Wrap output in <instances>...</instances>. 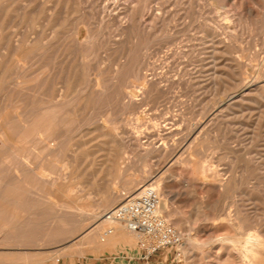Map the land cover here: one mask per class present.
Instances as JSON below:
<instances>
[{
  "label": "rangeland",
  "instance_id": "obj_1",
  "mask_svg": "<svg viewBox=\"0 0 264 264\" xmlns=\"http://www.w3.org/2000/svg\"><path fill=\"white\" fill-rule=\"evenodd\" d=\"M261 94L264 0H0V264L99 257L69 251L155 182L183 255L128 235L118 264H264Z\"/></svg>",
  "mask_w": 264,
  "mask_h": 264
},
{
  "label": "built area",
  "instance_id": "obj_2",
  "mask_svg": "<svg viewBox=\"0 0 264 264\" xmlns=\"http://www.w3.org/2000/svg\"><path fill=\"white\" fill-rule=\"evenodd\" d=\"M162 197L155 186H145L138 194L127 198L105 215L107 220L120 223L140 238L142 258L165 250H174L176 257L183 255L184 237L161 212Z\"/></svg>",
  "mask_w": 264,
  "mask_h": 264
},
{
  "label": "bare ground",
  "instance_id": "obj_3",
  "mask_svg": "<svg viewBox=\"0 0 264 264\" xmlns=\"http://www.w3.org/2000/svg\"><path fill=\"white\" fill-rule=\"evenodd\" d=\"M126 5V4H125ZM120 6V5H119ZM127 7V6H126ZM129 12V11H128ZM120 13V12H119ZM130 15V14H129ZM156 17V16H155ZM157 18V17H156ZM156 18H154V19H156ZM113 19V18H112ZM112 19L110 20L111 22H112ZM115 19V18H114ZM145 22V21H144ZM155 23H156V21H155ZM2 37V36H1ZM215 49V48H214ZM88 50V49H87ZM214 52H216V51H214ZM25 53V52H24ZM227 66V65H226ZM19 67V66H18ZM91 68V67H90ZM219 78V77H218ZM89 80V79H88ZM14 83H15V80H14ZM90 83V82H89ZM238 83V82H237ZM20 84V83H19ZM14 85V84H13ZM16 85H17V83H16ZM53 86V85H52ZM84 86H86V85H84ZM154 86V85H153ZM253 86V85H252ZM19 87V86H18ZM259 87V86H258ZM23 88V87H22ZM93 88V87H92ZM250 88V87H249ZM254 88V87H253ZM18 89V88H17ZM94 89V88H93ZM244 89H246V88H244ZM254 90V89H253ZM258 90V89H257ZM242 91V90H241ZM248 91V90H247ZM251 91V90H250ZM104 92V91H103ZM259 92V91H258ZM93 93V92H92ZM123 93H125V92H123ZM231 93V92H230ZM244 93V92H243ZM247 93V92H246ZM253 93V92H252ZM260 93H262L261 91H260ZM94 94V93H93ZM106 94V93H105ZM126 94V93H125ZM124 94V95H125ZM234 93H232V95H233ZM256 94V93H255ZM96 95V94H95ZM118 95V94H117ZM150 95V94H149ZM237 95H238V93H237ZM237 95H234L233 96V100H235V97H237ZM262 96H263V94H261ZM241 96V95H240ZM256 96V95H255ZM258 96H259V94H258ZM96 97V96H95ZM101 97V96H100ZM239 97V96H238ZM250 97V96H249ZM264 97V96H263ZM239 99V98H238ZM245 99H247V98H245ZM256 99H254V101H255ZM252 101V100H251ZM244 102V101H243ZM246 102H247V100H246ZM249 103H250V101H249ZM257 103V102H256ZM133 104V103H132ZM225 104V103H224ZM53 105V104H52ZM256 105V104H255ZM234 106V105H233ZM260 106V105H259ZM50 107H53V106H50ZM58 107V106H57ZM60 107H61V105H60ZM237 107V106H236ZM54 108V107H53ZM130 108V107H129ZM262 108V107H261ZM240 109V108H239ZM256 109V108H255ZM65 110V109H64ZM72 111V110H71ZM125 111H127V110H125ZM44 113V112H43ZM20 115V114H19ZM18 115V116H19ZM37 115V114H36ZM98 115V114H97ZM15 116H16V114H15ZM62 117H63V115H61ZM19 117H21V116H19ZM19 117H17V118H19ZM23 117V116H22ZM65 117V116H64ZM67 117V116H66ZM256 117V116H255ZM26 119V118H25ZM53 120H55L54 119V116L53 115H51V114H49V112H46V113H44V114H42V115H40V113H39V116H37L36 118H34L33 120H31L29 123H28V125H26V126H24L23 127V129H22V132H21V134H20V137L21 138H24V139H29V138H31V140H33L32 138H34L35 139V141H37V140H39L41 143H45V141H49V139H50V128L52 127V125L54 124V122H53ZM258 120V119H257ZM61 122V121H60ZM87 122V121H86ZM256 122V121H255ZM258 122V121H257ZM96 123H98V122H96ZM5 124H6V121H5ZM256 124V123H255ZM79 126V125H78ZM255 127V126H254ZM58 130V129H57ZM77 130V129H76ZM2 131V130H1ZM57 132V131H56ZM58 133H56V135H57ZM1 135H2V133H1ZM105 135V134H104ZM7 136V135H6ZM1 137V136H0ZM17 138V137H16ZM37 139V140H36ZM53 139H56V138H53ZM53 139H52V141H53ZM17 140H18V138H17ZM31 140H29V141H31ZM21 141V140H20ZM21 142H23V141H21ZM28 142V141H27ZM26 142V143H27ZM57 142V141H56ZM35 143V142H34ZM51 143V142H50ZM4 144V143H3ZM33 144V143H32ZM22 145V144H21ZM57 144H55V146H56ZM164 145V144H163ZM5 146H7L6 145V143H5ZM38 146V145H37ZM36 145H35V147H37ZM54 146V145H53ZM46 147V146H45ZM161 147V146H160ZM159 147V148H160ZM11 149V148H10ZM17 149V148H16ZM34 149V148H33ZM37 149V148H36ZM12 150V149H11ZM14 150V149H13ZM23 150V149H22ZM49 150V149H48ZM156 150H158L157 148H156ZM14 151H16V150H14ZM50 151V150H49ZM149 151V150H148ZM36 152V151H35ZM20 153V152H19ZM19 153H18V155H19ZM15 155H16V153H14ZM17 155V156H18ZM25 155V154H24ZM24 155H23V158H24ZM118 157V156H117ZM25 158H27V157H25ZM25 158L23 159V160H25ZM29 160L31 161V159L29 158ZM174 160V159H173ZM10 161V160H9ZM8 161V162H9ZM27 162V161H26ZM61 162V161H60ZM13 163V162H12ZM11 163V164H12ZM203 165V164H202ZM201 165V166H202ZM13 167V165H11V168ZM45 167V166H44ZM198 167V166H197ZM204 167V166H203ZM4 168V167H3ZM56 168V167H55ZM199 168H201V167H199ZM13 169V168H12ZM202 169H204V168H202ZM202 169H200V170H202ZM32 170V169H31ZM56 170L57 171H61V167H57L56 168ZM206 170V169H205ZM204 170V171H205ZM33 172H34V170H33ZM58 174V173H57ZM203 174V173H202ZM42 175V174H41ZM17 176V175H16ZM34 177V176H33ZM39 177H41L42 178V180H43V177L42 176H39ZM59 177V176H58ZM161 179V178H160ZM24 180V179H23ZM44 180H46V178L44 179ZM139 180V179H138ZM26 181H27V179H26ZM51 181V180H50ZM13 182V181H12ZM25 182V181H24ZM53 182V181H52ZM51 182V183H52ZM29 183V182H28ZM32 183H33V181H32ZM40 183V182H39ZM38 183V184H39ZM45 183V182H44ZM49 183V182H48ZM11 184V183H10ZM14 184H16V183H14ZM13 184V185H14ZM20 184V183H19ZM24 184V183H23ZM50 184V183H49ZM47 185V184H46ZM156 185V187H157V190L159 191V187H160V185L157 183V182H155V183H152L151 184V186H155ZM22 186V183H21V185L19 186V187H21ZM41 186H42V184H41ZM143 186H144V184H143ZM142 186V187H143ZM147 186V185H146ZM232 186V185H231ZM8 187V186H7ZM17 187V186H16ZM27 187V186H26ZM32 187H34L33 185H32ZM36 187H38V186H36ZM44 187H46L45 185H44ZM18 188V187H17ZM39 188V187H38ZM47 188V187H46ZM53 188V187H52ZM141 188V187H140ZM37 189V188H36ZM44 189V188H43ZM8 190V189H7ZM6 190V191H7ZM50 190V189H49ZM73 190V189H72ZM28 191H30V189L28 190ZM27 191V192H28ZM75 191V190H74ZM132 191V190H131ZM131 191H129V192H131ZM13 192H18V191H13ZM25 192V191H24ZM106 192H108V191H106ZM128 192V193H129ZM136 192V191H135ZM139 192V191H138ZM137 192V193H138ZM5 193V192H4ZM77 193V192H76ZM160 193V192H159ZM3 194V193H2ZM9 194L11 195V190H10V192H9ZM18 194H20L21 195V193H19L18 192ZM50 194V193H49ZM54 193H52V195H53ZM104 194H105V192H104ZM103 194V195H104ZM134 194V193H133ZM4 195V194H3ZM5 195H6V193H5ZM8 195V194H7ZM10 195H9V197H10ZM15 195V194H14ZM20 195H18V197L20 196ZM24 195V194H23ZM160 195H161V193H160ZM54 196H56L55 194H54ZM105 196V195H104ZM8 197V196H7ZM15 197H16V195H15ZM21 197H22V195H21ZM162 197V196H161ZM5 198V197H4ZM14 198V197H13ZM18 199V198H17ZM6 200V199H5ZM3 201V200H2ZM65 201V200H64ZM118 201V198L114 195H112L111 197L109 196L108 198H107V200H106V202H105V206H106V208L107 207H109V206H111V205H113V204H115L116 202ZM249 201V200H248ZM4 202V201H3ZM69 202V201H68ZM52 204V203H51ZM55 205V204H54ZM201 205V204H200ZM3 206V205H2ZM71 206V205H70ZM55 207H56V205H55ZM82 207V206H81ZM2 208V207H1ZM81 209V208H80ZM84 209V208H83ZM88 209V208H87ZM222 209V208H221ZM7 210V209H6ZM10 210H12V209H10ZM69 210V209H68ZM85 210V209H84ZM219 211V210H218ZM0 212H1V210H0ZM14 212V211H13ZM13 212L11 211V213L13 214ZM161 212L164 214V211H163V199H162V205H161ZM220 212V211H219ZM218 212V213H219ZM2 213V212H1ZM0 213V214H1ZM10 213V212H9ZM225 214V213H224ZM20 215V214H19ZM106 215V214H105ZM16 216V215H15ZM104 216V215H103ZM87 217V216H86ZM228 217V216H227ZM103 218V217H102ZM226 218V217H225ZM231 221L233 220L232 219V217H231V219H230ZM234 221V220H233ZM71 222V221H70ZM228 222H230V221H228ZM237 222V221H236ZM2 223V222H1ZM88 223V222H87ZM2 225V224H1ZM116 225H118V226H116ZM235 225V224H234ZM108 226H111L112 228L111 229H109V231H107V233H109V236H108V241H109V239H110V234L112 233V234H114V233H118V240H125L126 242L128 241V235H131L132 237H134L135 236V238L137 239V244L140 246V244H139V241H140V238L137 236V235H135V234H133V233H130L126 228H125V226L124 225H122V224H120V223H115V222H112V221H110V220H107L106 218H105V216H104V220H103V222L100 224V225H98V226H96L95 228H93V230H92V232H90V235L91 236H95V237H97V235L99 234V232L103 229H105L106 227H108ZM238 227V226H237ZM14 230V229H13ZM5 233V232H4ZM3 233V234H4ZM183 235V234H182ZM91 236H89V237H91ZM251 236V235H250ZM249 236V239L247 240V241H251L252 239H254L256 236H251L250 237ZM261 238H263V237H261ZM89 239V238H88ZM91 239V238H90ZM256 239V238H255ZM253 240L254 242L255 241H257L258 243H259V246L261 247V248H259V249H264V241L263 240ZM258 239V238H257ZM88 241H90V240H88ZM102 241H105V242H107L106 240H104V239H102ZM87 242V241H86ZM129 242V241H128ZM249 243V242H248ZM90 245V244H89ZM185 245V244H184ZM184 245H183V249H184ZM257 246V245H256ZM82 247V246H81ZM141 247V246H140ZM245 248V247H244ZM239 249V248H238ZM254 249H258V248H254ZM252 252V251H251ZM249 253H250V251H249ZM256 253V252H255ZM249 255V254H248ZM251 255H252V253H251ZM250 255V256H251ZM260 255V254H259ZM255 256L256 255H254V256H252L253 258V260H256V258H255ZM257 256H258V254H257ZM257 260H259L258 259V257H257ZM254 262V261H253ZM258 261H256L255 263H257ZM260 262V261H259ZM29 263V262H28ZM240 263H242V262H240ZM252 263V262H251ZM254 263V264H255Z\"/></svg>",
  "mask_w": 264,
  "mask_h": 264
},
{
  "label": "crops",
  "instance_id": "obj_4",
  "mask_svg": "<svg viewBox=\"0 0 264 264\" xmlns=\"http://www.w3.org/2000/svg\"><path fill=\"white\" fill-rule=\"evenodd\" d=\"M89 236H91L90 233H88L86 236L82 238L81 243L80 242L74 243V245H72L71 251L69 252L84 253L90 250H95V251H99V257L84 256L81 259L73 258L72 259V261H74L73 264H118V246H124V241H125V240H118V233H114V234L111 233L109 241L105 242L101 240V243L97 242L95 236H91V237Z\"/></svg>",
  "mask_w": 264,
  "mask_h": 264
}]
</instances>
